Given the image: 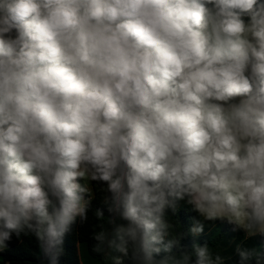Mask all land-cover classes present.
<instances>
[{
  "label": "clouds",
  "instance_id": "clouds-1",
  "mask_svg": "<svg viewBox=\"0 0 264 264\" xmlns=\"http://www.w3.org/2000/svg\"><path fill=\"white\" fill-rule=\"evenodd\" d=\"M97 197L112 264H227L217 221L264 264V0H0V250L57 264Z\"/></svg>",
  "mask_w": 264,
  "mask_h": 264
},
{
  "label": "trees",
  "instance_id": "trees-1",
  "mask_svg": "<svg viewBox=\"0 0 264 264\" xmlns=\"http://www.w3.org/2000/svg\"><path fill=\"white\" fill-rule=\"evenodd\" d=\"M94 195V193H93ZM97 209L104 212L105 216H101L96 220L94 213ZM106 211L99 197L92 202V207L88 212L89 219L86 223L77 222L73 226V230L66 235L64 240V252L59 257L57 264H112V258L106 246H101V252L97 253L92 250L93 245L97 242L92 239V226L97 232L104 230L106 235L110 233V224ZM196 215L189 213L187 206L181 202L177 217L185 226L191 223L190 216ZM180 224V229L183 225ZM186 230V228H185ZM244 232L232 231V226L217 221L213 227L211 223L205 229V233L198 238V242L203 244L205 241L209 243V247L213 252H220L223 256L231 257L227 264H239V257L235 254V245L243 240ZM235 238V242L233 241ZM194 238L188 236L183 240L184 249L191 250ZM245 247L262 246L261 251L264 253V238L256 237L245 242ZM0 264H48L47 257L40 252L38 242L35 237H21L17 240L13 236L8 242V248L0 250ZM127 264V262H126ZM254 264V262H253Z\"/></svg>",
  "mask_w": 264,
  "mask_h": 264
}]
</instances>
